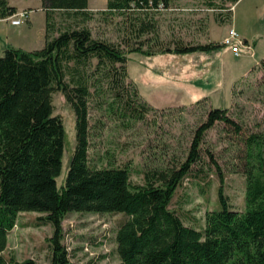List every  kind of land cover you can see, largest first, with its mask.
<instances>
[{"label":"trees","instance_id":"1","mask_svg":"<svg viewBox=\"0 0 264 264\" xmlns=\"http://www.w3.org/2000/svg\"><path fill=\"white\" fill-rule=\"evenodd\" d=\"M172 1L107 0L104 11L122 15L167 7ZM223 2L218 8H224ZM41 4L46 16L42 47L26 50L7 44L0 56V264H39L31 258L17 260L4 254L19 212H37L43 223L51 225L52 234L47 238L49 264H84L72 262L62 242V221L70 212L126 216L115 235L119 264H264L262 141L256 135L246 141L245 208L238 211L230 206L223 189L224 174L212 160L219 179L217 207L207 211L202 228L185 225L182 212L171 203L186 178L209 175L203 166L201 146L206 131L217 122L237 132L240 126L228 115L227 108H210L193 131L184 156H172L168 162L144 171L142 184L130 181L126 165L91 166L92 96L108 95L123 114L137 119L154 108L139 98L135 87L127 89L128 56L120 45L96 38L87 26L71 22L51 34L54 11H62L70 20L77 16L87 20L88 0H41ZM16 12L15 6L0 3V18ZM230 12L219 13L218 23L231 21ZM130 24L136 37L155 25L141 18H134ZM143 43L128 51L153 54L141 48ZM222 46L218 42L177 41L159 53L184 54ZM261 66L264 72V59ZM57 90L75 118L73 153L60 184L56 178L61 171L64 127L62 117L54 113L52 94Z\"/></svg>","mask_w":264,"mask_h":264},{"label":"rangeland","instance_id":"2","mask_svg":"<svg viewBox=\"0 0 264 264\" xmlns=\"http://www.w3.org/2000/svg\"><path fill=\"white\" fill-rule=\"evenodd\" d=\"M13 1L17 5L26 2ZM106 1L89 0L87 20L77 16L71 21L62 11H54L51 34L71 22L87 26L96 38L120 45L128 56L127 89L131 91L135 87L139 98L154 110H148L143 118L137 119L131 114H123L108 95L92 96L89 99L90 165L97 168L126 165L130 181L142 184L144 171L168 162L172 156H184L193 131L205 120L210 108L225 107L241 129L237 132L234 127L217 122L206 131L201 146L203 166L209 175L207 178H186L177 189L171 207L182 212L185 225L197 229L205 225L207 211L217 207L219 179L212 163L215 160L224 174L223 189L230 206L242 211L246 188L243 170L248 157L246 141L252 135L262 141L264 157V72L261 66L264 59V0H238L235 8L232 4L226 6L234 8V25L231 21L224 25H229L227 29L234 27L251 49L239 55L232 54L222 44L227 29L222 36L221 28L215 27L217 11L198 15V11L168 9L176 8L170 5L121 15L104 11ZM215 1L216 4L223 2ZM38 14L35 12L32 17L35 32L25 40L9 30V20H6L8 23L0 22V56L4 55L2 49L8 40L26 50L40 48L43 38ZM134 18L154 22V29L136 37L134 27L128 25ZM209 18L215 20L214 26L208 27ZM141 41L144 42L141 48L153 54L128 51L140 46ZM177 41L183 44L218 42L223 46L220 52L218 48L184 54L159 53L161 48H172ZM92 68L90 66L89 70ZM105 83L102 82L104 86ZM52 100L54 113L62 117L64 127L61 171L56 178L60 184L73 153L75 118L60 91L53 92ZM39 216L37 212L18 213L7 236L5 255L49 264L47 238L52 234V227L43 223ZM125 219L122 213H68L62 221V242L70 260L84 264H119L115 235Z\"/></svg>","mask_w":264,"mask_h":264},{"label":"crops","instance_id":"3","mask_svg":"<svg viewBox=\"0 0 264 264\" xmlns=\"http://www.w3.org/2000/svg\"><path fill=\"white\" fill-rule=\"evenodd\" d=\"M224 1L223 6L224 8H215L216 5V1L215 0H173V2H171L169 4L170 5H174L176 6V8H169L168 9H175V10H179V11H198L199 14L201 15L203 14L205 11H217L215 12V18H220L221 13L227 12V10H231V12L229 13L231 16V23L234 25V15H233V10L235 8V4L238 2L236 1L235 3H232L230 0H222ZM4 2L7 5L10 6H15L17 8V12L21 11V10H27L29 11V15L28 18L26 19L25 22H23L20 25H11L10 23V27L9 30H11L13 32V34L17 35L18 37H21L20 39L25 40L28 39L29 37H32V33L35 32V26L33 25V13L38 12L39 16L37 17L38 20H41V36H42V43L40 45V47H42V44L44 43V35H45V26H46V16H45V11L42 8V4H41V0H26V2L22 5H17L16 3H14L13 0H0V3ZM89 0H88V5H89ZM221 4V3H219ZM232 4L234 5V8H226L227 5ZM200 6L197 8H191L190 6ZM220 13V15H218ZM217 16V17H216ZM215 20L209 18L207 25L208 27L211 26L213 24L214 26V22ZM0 22H6L8 23L5 18H0ZM225 23H215V27H219V29L221 28V34L222 36L225 34L226 29L229 25H224ZM6 29V28H5ZM239 30V29H238ZM240 31V30H239ZM241 32V31H240ZM242 34V33H241ZM244 37V36H243ZM246 38V37H244ZM17 39V38H16ZM16 42V41H15ZM21 43L27 45V43H24L23 41H20ZM7 44H12L15 45V43L8 41L4 42V47L2 49V51H5L6 49V45ZM16 46V45H15ZM20 47V46H18ZM23 48V47H21ZM225 48V47H224ZM223 48V49H224ZM25 49V47L23 48ZM222 49V50H223ZM226 49V48H225ZM220 48H219V52H220ZM225 53L224 50L222 51V54ZM221 54V55H222Z\"/></svg>","mask_w":264,"mask_h":264},{"label":"built area","instance_id":"4","mask_svg":"<svg viewBox=\"0 0 264 264\" xmlns=\"http://www.w3.org/2000/svg\"><path fill=\"white\" fill-rule=\"evenodd\" d=\"M28 15L29 11L21 10L5 17V20H9L11 25H19L26 21ZM222 44L234 55H239L244 51H251L248 43L240 36L239 32L234 27H229L227 29V34L222 39Z\"/></svg>","mask_w":264,"mask_h":264}]
</instances>
